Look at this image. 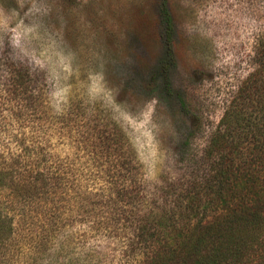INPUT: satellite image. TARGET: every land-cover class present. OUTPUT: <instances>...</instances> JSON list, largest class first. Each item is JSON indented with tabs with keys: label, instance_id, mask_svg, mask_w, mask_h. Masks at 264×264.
Segmentation results:
<instances>
[{
	"label": "rangeland",
	"instance_id": "obj_1",
	"mask_svg": "<svg viewBox=\"0 0 264 264\" xmlns=\"http://www.w3.org/2000/svg\"><path fill=\"white\" fill-rule=\"evenodd\" d=\"M166 9L169 39L161 0H0V53L27 63L48 99L34 141L94 192L125 140L149 187L182 174L197 152L188 135L197 129L198 150L264 46V0H166Z\"/></svg>",
	"mask_w": 264,
	"mask_h": 264
},
{
	"label": "trees",
	"instance_id": "obj_2",
	"mask_svg": "<svg viewBox=\"0 0 264 264\" xmlns=\"http://www.w3.org/2000/svg\"><path fill=\"white\" fill-rule=\"evenodd\" d=\"M254 55L198 150L197 129L188 135L197 152L182 174L149 187L125 140L94 192L34 141L47 121L41 77L0 53V264H264V46Z\"/></svg>",
	"mask_w": 264,
	"mask_h": 264
}]
</instances>
